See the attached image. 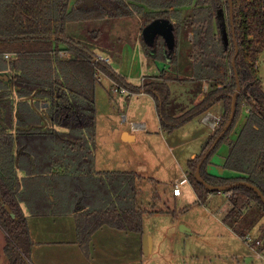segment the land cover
I'll list each match as a JSON object with an SVG mask.
<instances>
[{"label":"trees","instance_id":"trees-1","mask_svg":"<svg viewBox=\"0 0 264 264\" xmlns=\"http://www.w3.org/2000/svg\"><path fill=\"white\" fill-rule=\"evenodd\" d=\"M71 1L0 0V121L5 123L0 122V226L6 233L9 264H32V240L23 203L33 215L74 213L78 242L87 256L93 234L103 225L145 233L144 211L137 203L141 176L134 171L96 168L97 86L101 73L118 88L150 94L165 131L172 132L222 103L224 112L217 131L188 161V179L198 201L204 204L218 190L202 184L196 169L229 120L238 86L237 71L242 92L234 122L204 160L201 174L213 185L247 181L264 194V117L259 104L264 101V89L258 64L264 52V0H233V18L227 0L228 23L223 0H131L142 13V30L158 18L173 23L174 47L170 53H166L168 45L162 34L149 43L141 33L147 55L173 66L180 60L184 37L193 31L190 58L194 77L210 85L202 100L179 115L171 114L168 107L170 82L182 77L164 69L156 78L145 77L143 83L134 84L112 64L95 61L96 52L68 32L67 24L72 21L102 17L106 12L123 15L122 6L128 0H76L72 6ZM183 6H192V12L182 16ZM227 25L231 42L226 43ZM233 29L239 49L236 67ZM3 73L9 75L8 79L2 78ZM43 104L48 122L42 113ZM246 105L251 107L250 114L233 137ZM223 142L229 145L224 166L241 175L225 177L207 171ZM19 170L25 175L21 176ZM226 192L224 221L232 225L242 221L246 209L264 215V200L254 188L238 185ZM252 202L254 206H250ZM79 203L81 209L77 208ZM241 235L247 237L244 230ZM259 247L264 249V243Z\"/></svg>","mask_w":264,"mask_h":264},{"label":"rangeland","instance_id":"rangeland-1","mask_svg":"<svg viewBox=\"0 0 264 264\" xmlns=\"http://www.w3.org/2000/svg\"><path fill=\"white\" fill-rule=\"evenodd\" d=\"M75 2L76 0H72L71 6ZM192 6L181 7L182 16L191 13ZM145 9L150 10V7L145 5ZM122 10L125 13L118 17L106 12L102 17L72 21L67 24L68 32L76 39L86 43L95 52H103L111 56L114 69L125 75L134 84L143 83L142 77L144 75L145 77L156 78L155 75L161 74L160 69L162 68H167L173 75L182 77L183 84L175 81L170 82L172 95L168 109L171 114L179 115L183 113L188 107H191L190 96H192V92L188 91L187 88L191 86L190 84L196 82L188 78L191 74V66L184 65L181 69H178L179 61L173 66L170 62H167L164 66L165 62L162 63L164 60L147 55L141 45L140 38L143 31L142 13L137 10L135 1L131 0L127 1V5L122 6ZM223 12L226 23H228L227 0H223ZM226 33L229 42H231L228 25L226 26ZM187 34L182 42L181 56L184 55L185 58L190 57V40L193 39V31ZM170 46V50H172L174 43ZM155 51L156 49H152L153 53ZM166 53H169L168 50H166ZM258 64L264 89V52L260 54ZM8 77V74H2V78L8 79ZM112 83L111 78L102 74L97 86L99 109L97 118L99 128H97L96 138L99 146L97 145V151H99L101 158L113 160V164L126 162L138 164L144 175L160 180V182L155 183L150 179L143 178V182L140 184V195L144 200L149 201L152 198V201H156V196H153V194L159 191L161 199H157L158 207L166 209L162 213H148L145 215L146 229L155 232L158 246L153 253L148 255L145 262L141 259L143 256H147L143 247L142 253L139 254L138 264H264V249L262 248V250L259 247L261 243H264V215L253 209L247 212L246 209L243 220L232 225L230 222L223 220L228 207V197L224 191L222 193H212L204 204L197 200V193L191 183L188 182V177L185 174L188 168L186 151L194 149L196 142L192 141L185 145L186 150L183 152H181L182 148H175L174 154L170 150V145L175 146V144L169 140H164L162 135L157 133H141L140 139L136 142H121V130L130 125L129 123L125 124L122 113H129L130 118L133 114H137V118L147 120L149 127L152 129H156V125L159 129L160 119L156 109H154L152 97H148L151 100L148 111L142 103V99H137L138 95H129L131 94L128 92L129 90L126 94L113 91V88L117 85L111 87ZM132 99L134 101L130 105ZM34 100V97L31 98L32 102ZM43 107L42 113L49 121L45 110L46 104H43ZM250 108L249 105L245 106L242 116L243 121L238 122L232 134L233 137H237L240 128L243 127L245 119L250 114ZM204 114L197 116L198 118L195 119L194 124L203 123L200 121V117H203ZM220 123L221 121L217 126ZM226 145L227 143L223 142L214 153V155L217 154L214 157L217 163L222 161L217 151L222 150L223 146ZM129 164H127V167L130 166ZM232 172L236 173L232 169L226 173L230 175L229 173ZM179 179L186 183L181 185L183 195L175 197L170 182L173 183V180L175 182ZM250 206H254V203L252 202ZM181 208H183L182 211ZM175 209L178 211L177 214H175ZM206 210L208 213H205ZM247 213L249 214L247 215ZM182 224L188 226L189 230L181 229ZM175 226L178 228V236L173 235ZM243 230L248 235L247 239H243L244 237L241 235ZM173 251L179 256L178 258L172 256ZM176 259H179V261L175 262Z\"/></svg>","mask_w":264,"mask_h":264},{"label":"crops","instance_id":"crops-1","mask_svg":"<svg viewBox=\"0 0 264 264\" xmlns=\"http://www.w3.org/2000/svg\"><path fill=\"white\" fill-rule=\"evenodd\" d=\"M167 50L170 53L171 51L170 46H168ZM96 53H99V52L96 51ZM100 53H103V52H100ZM164 62H165L164 64L165 66L168 61H163L162 63ZM111 64H112V61H111ZM184 65L191 66L190 68L191 74L188 78L189 80L196 81L195 83L190 84L191 86H188L187 88L188 91L192 92V96H190V104L191 106H193L204 98L205 93L209 89L210 84L206 80L197 81L195 79L191 58L188 56L187 58H185L184 55H182L180 57L177 67L178 69H181ZM164 69H167V68L160 69V72H162ZM101 75L102 73L99 75V77H101ZM159 75L160 73L155 75V77ZM144 78H145V75L142 77V79ZM175 82L177 83L179 82L183 84L182 82L184 81L183 79H179V80H176ZM141 83L142 82H140L139 84ZM112 84L113 85H111V87L115 85L114 81ZM113 91H114V88H113ZM120 93L126 94V92H120ZM130 93L131 94L129 95L131 96L138 95L137 99L138 100L142 99V103L147 107L149 111L151 100L148 97H152L150 94L146 93L145 91H141L137 93L130 92ZM171 95H172V87H171ZM133 101L134 100L132 99L130 102V105L133 103ZM152 103H153L154 109H156V113H158L156 102L153 97H152ZM97 107H98V91H97ZM207 112H210L215 117L222 116L223 114L222 103L220 102V103L215 104ZM122 114H123V120L125 124L129 123L130 125H128L127 127H124L121 130L120 132L121 142L126 141L128 143H133L140 139L141 133H144V134L157 133L159 135H162V138L164 140H169L173 142V144H175V146H173L172 144L170 145V150L173 152V154H174L175 148L176 149L182 148L181 152H183L184 150H186L184 148L185 145L189 144L192 141L196 142L197 144L195 145L196 147L194 149H188L186 151L188 153V155L187 153L185 155L187 156L186 157L187 167H188V161L201 152V150L206 145V143L209 141V139L215 134V130L218 127V126H213L209 124L208 122H205L203 120V117H200V121H202L203 123L194 124L195 119L198 118V117H195L192 121L170 132V131L163 130L161 128L160 122H159V129H157L158 125H156V129H152L149 127L148 121L137 118V114H133L131 118L129 117V113H122ZM98 116H99V112H98ZM241 120L243 121L242 118ZM0 122L3 125H5V123L2 120ZM97 128H99V125L97 126ZM217 153L221 156L222 161L221 163H217L214 159V157L217 154L213 155L210 162L207 165V171L209 173L219 175V176H225V177H234V176L241 175V172L236 171L234 169L232 170L235 171L236 173L232 172V173H229L230 175H227V173L231 170L224 166L226 157L229 153L228 144L226 146H223L222 150L217 151ZM112 161L113 160H109L108 158H101L99 151H97V148H96V168L98 170L100 171L127 170V171H134L141 176V178L138 180L137 203H138L139 208H141L144 211V217L148 213L150 214H153V213L155 214L158 212L162 213L166 210L165 208L161 209L162 207L160 206L158 207L157 199H161V195L159 191H156L154 193L155 195L153 194V196H156V201H152V198H150L149 201L145 199L146 200L145 201L144 198L141 197L140 195V192H141L140 184L143 182V178L150 179L151 181L155 183L160 182V180L154 177H149L147 175H144L142 173L140 165L138 164L136 165L129 164L127 162L123 164L121 163L113 164ZM127 164H129L130 166L127 167ZM185 172H186L185 173L186 176L189 177V167L186 169ZM19 174L23 176L25 175V171L19 170ZM188 182L191 183L190 179H188ZM170 185H172V187L174 188V180H173V183L172 181L170 182ZM224 192L226 193L228 197L229 194L226 191ZM216 193H222V191H218ZM173 194H174V191H173ZM182 195H183V189L181 190V194L175 195V197H180ZM197 200H198V197H197ZM147 203L148 205H146ZM22 205L27 215L28 228H29V233H30V237L32 240L31 253H30V261L32 264H138L139 254L142 253L143 247H144L143 246L144 245L143 244L144 234L141 235L136 232L120 230V229H117L109 225H103L93 234L92 241H91V252H90V255L87 256L81 249L80 244L78 242L76 217L74 213L33 215L29 212L25 203H23ZM77 208L81 209L82 204L79 203L77 205ZM182 209L183 208H181V211ZM177 213L178 211H176L175 209V214ZM205 213H208L207 210L205 211ZM177 229L178 228L175 226L174 234H173L174 236L179 235ZM144 230H145V233H148L149 235V239H150L149 254H151L156 250L158 246L157 237L155 235V232L146 229L145 223H144ZM243 239H246V238H243ZM5 245H6V233L4 229L0 226V264H9L8 258L5 254ZM126 247L129 248V251H128V248ZM252 247L254 246L252 245ZM255 249H256V246H255ZM149 254L141 258L143 262H145L148 259ZM172 256L174 258L179 257L174 251L172 253ZM177 261H179V259L175 260V262Z\"/></svg>","mask_w":264,"mask_h":264},{"label":"water","instance_id":"water-1","mask_svg":"<svg viewBox=\"0 0 264 264\" xmlns=\"http://www.w3.org/2000/svg\"><path fill=\"white\" fill-rule=\"evenodd\" d=\"M230 1V11H231V15L233 18V11H234V1L233 0H229ZM234 31V39L236 42V52L235 55L233 57V66L236 67V59H237V55H238V43L236 41V34H235V29H233ZM162 34L167 42V45L170 46L174 43V30H173V23L166 18H158L154 21H152L149 25H147L144 29H143V35L145 37V39L150 42V43H154L156 40V37ZM224 39L225 42L227 43L228 40V35L226 33V29H224ZM171 47V46H170ZM237 74V79H238V86H237V90L233 95V100H232V108H231V113L229 116V120L227 121L224 129L222 130V132L217 136V138L215 139V141L213 142V144L211 145V147L207 150L206 154L204 155V157L202 158V160L199 162L197 169H196V175L198 180L204 184L208 189L211 190H218V191H226L230 188H233L235 186L238 185H248L252 188H254L258 194L260 195V197L264 200V194L263 192L260 190V188H258L256 185L247 182V181H238V182H234L228 185H213L208 183L202 176L201 174V168L203 165L204 160L206 159V157H208V155L211 153V151L216 147L217 143L221 140V138L226 134V132L229 130V128L231 127L232 123L234 122L235 116H236V112H237V99L238 96L241 94L242 92V87L239 81V77H238V73L236 71ZM33 99V98H32ZM260 104V112L264 117V101L260 100L259 101ZM25 128V127H24ZM181 229L183 230H189V227L182 224L181 225ZM150 239H149V235L148 233H144V240H143V246H144V251L146 254H149L150 252Z\"/></svg>","mask_w":264,"mask_h":264},{"label":"built area","instance_id":"built-area-1","mask_svg":"<svg viewBox=\"0 0 264 264\" xmlns=\"http://www.w3.org/2000/svg\"><path fill=\"white\" fill-rule=\"evenodd\" d=\"M61 54L66 56V55H69V52L68 51H61ZM9 56L10 55L7 54V57H9ZM94 60L95 61L102 60V61H105V62L110 63V64H111V61H112L111 60V56L106 55L104 53H96ZM114 90L118 91V92H127L128 91L126 88H118V86H116L114 88ZM128 92H130V91H128ZM221 118H222V116L215 117L210 112L205 113L204 116H203V120L205 122H208L209 124H211L213 126H217L218 123L221 121ZM182 183H183V180H177V181L174 182L173 191H174L175 195H180L181 194V190H182L181 185H182ZM247 238H248V236L246 237V239ZM258 243H260V242L258 241ZM258 254L260 255V252Z\"/></svg>","mask_w":264,"mask_h":264},{"label":"flooded vegetation","instance_id":"flooded-vegetation-1","mask_svg":"<svg viewBox=\"0 0 264 264\" xmlns=\"http://www.w3.org/2000/svg\"><path fill=\"white\" fill-rule=\"evenodd\" d=\"M143 32V31H142ZM48 122V121H47ZM24 128V127H23ZM26 128V127H25Z\"/></svg>","mask_w":264,"mask_h":264},{"label":"bare ground","instance_id":"bare-ground-1","mask_svg":"<svg viewBox=\"0 0 264 264\" xmlns=\"http://www.w3.org/2000/svg\"><path fill=\"white\" fill-rule=\"evenodd\" d=\"M127 135V134H126Z\"/></svg>","mask_w":264,"mask_h":264}]
</instances>
